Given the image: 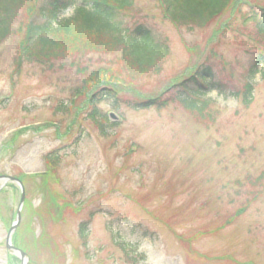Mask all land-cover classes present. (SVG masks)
Here are the masks:
<instances>
[{
	"label": "rangeland",
	"instance_id": "rangeland-1",
	"mask_svg": "<svg viewBox=\"0 0 264 264\" xmlns=\"http://www.w3.org/2000/svg\"><path fill=\"white\" fill-rule=\"evenodd\" d=\"M253 1L199 29L174 26L158 0H133L126 28L169 47L145 75L119 73L121 51L96 47L18 67L21 36L0 43V264H264V76L246 105L257 47L236 28ZM202 65L223 89L193 117L173 85ZM103 68L120 82L86 83ZM156 99L167 105L137 107ZM3 177L25 191L11 238L23 261L6 249L21 191Z\"/></svg>",
	"mask_w": 264,
	"mask_h": 264
},
{
	"label": "trees",
	"instance_id": "trees-1",
	"mask_svg": "<svg viewBox=\"0 0 264 264\" xmlns=\"http://www.w3.org/2000/svg\"><path fill=\"white\" fill-rule=\"evenodd\" d=\"M237 1L158 0L163 17L174 26L199 29L211 25ZM242 5L248 12L236 28L241 36L248 42L253 40L257 47V53L248 67L246 85L242 92L243 102L248 105L252 99L255 76L262 73L264 76V0ZM132 6L133 0H0V43L10 35L21 36L17 51L18 67L21 62L44 65L51 59H64L65 51L70 55L83 54L96 47L110 52L121 51L119 73H131L130 71L135 70L138 74L145 75L156 72L159 64L168 56L169 47L144 25L126 28L123 19L125 20L127 10ZM67 12H71V15L63 17ZM250 23L253 24L251 30L247 28ZM69 64L76 70H82L75 61ZM99 70L94 71L89 77L91 80L86 83L109 80L120 82L110 69ZM173 87L178 89V104L193 117H204L210 105L206 97L213 91L221 94L223 89L222 85L213 82L211 67L205 65ZM105 96L109 97L107 94ZM92 98H89L88 103L94 105ZM161 100H148L137 104V107L163 108L167 102ZM86 226V223L80 225L82 239L86 235Z\"/></svg>",
	"mask_w": 264,
	"mask_h": 264
},
{
	"label": "water",
	"instance_id": "water-1",
	"mask_svg": "<svg viewBox=\"0 0 264 264\" xmlns=\"http://www.w3.org/2000/svg\"><path fill=\"white\" fill-rule=\"evenodd\" d=\"M2 179L6 180V181H11V182H14L16 184H18L22 190V199H21V202H20V206L17 210V213H16V222L13 224V226L11 227V229L9 230L8 232V235H7V238H6V245H7V248L12 250V246L10 245V239H11V236H12V233L15 231L16 227L18 226L19 222H20V211H21V207H22V204H23V201H24V190L22 188V185L20 184V182L14 178H11V177H3ZM18 251V250H16ZM20 253V256H21V259H23L25 257V255L18 251Z\"/></svg>",
	"mask_w": 264,
	"mask_h": 264
}]
</instances>
